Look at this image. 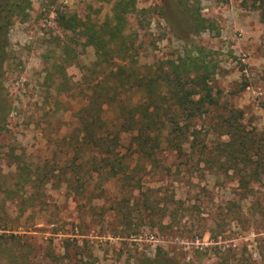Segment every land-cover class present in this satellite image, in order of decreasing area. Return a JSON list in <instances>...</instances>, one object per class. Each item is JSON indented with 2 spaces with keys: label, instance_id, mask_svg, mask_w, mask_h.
Returning a JSON list of instances; mask_svg holds the SVG:
<instances>
[{
  "label": "rangeland",
  "instance_id": "rangeland-1",
  "mask_svg": "<svg viewBox=\"0 0 264 264\" xmlns=\"http://www.w3.org/2000/svg\"><path fill=\"white\" fill-rule=\"evenodd\" d=\"M121 1L132 6L141 68L200 45L213 66L216 112L242 110L246 127L264 133V0H188L187 7L180 0ZM116 2L31 0L29 16L14 18L0 71V234L17 233L32 245H3L0 264H14L7 258L21 251L23 264H264V216L254 212V198L237 195L233 171L212 173L204 164L173 169L174 177L152 171L143 191H166L163 177L172 182L163 224L161 212L142 205V191L126 195L117 180H92L83 195L54 174L41 186L26 182L28 167L48 163L58 175L73 158L75 113L88 101L81 67L95 60L94 49L72 44L79 59L73 64L61 49L72 33L60 28L57 13L100 22ZM199 18L205 27L197 31ZM106 114L113 117V108Z\"/></svg>",
  "mask_w": 264,
  "mask_h": 264
},
{
  "label": "trees",
  "instance_id": "trees-1",
  "mask_svg": "<svg viewBox=\"0 0 264 264\" xmlns=\"http://www.w3.org/2000/svg\"><path fill=\"white\" fill-rule=\"evenodd\" d=\"M176 2L181 7L188 6V0ZM30 6L31 0H0V71L14 18L28 17ZM130 8L117 0L113 14L100 22L78 13L58 11V25L72 33L61 49L66 55L72 54L73 64H78L79 59L72 44L82 42L94 49L95 60L81 67L89 89L88 101L75 113L78 125L69 142L73 158L61 166L58 175L48 163L38 164L34 170L28 167L23 171L26 182L41 186L54 174L65 178L83 195L92 180H117L127 188L126 195L142 191V205L146 210L161 212L163 224L162 218L173 200L168 193L172 182L166 185L169 181L163 177L161 182L166 191H152L148 187L145 192L143 185L151 178V172L174 177L173 169L188 170L189 164L197 167L204 164L212 173L233 171L237 195L254 198V212L264 216V133L256 134L246 127L242 110L216 112L220 101L210 83L213 66L200 45L181 57L160 62L155 68L153 65L141 68L139 36L128 18ZM204 22L205 19L199 18L194 23L195 29L204 28ZM144 26L139 21L138 27ZM110 108L114 110L113 117L106 114ZM5 116L6 105L0 103V128ZM213 116L215 119H208ZM223 136L227 139L223 140ZM123 188L121 192L125 193ZM122 219L128 220L126 212ZM3 245L32 243L17 233L4 232L0 234L1 249ZM25 256L21 251L20 255H13V260H7L23 264L21 258Z\"/></svg>",
  "mask_w": 264,
  "mask_h": 264
}]
</instances>
